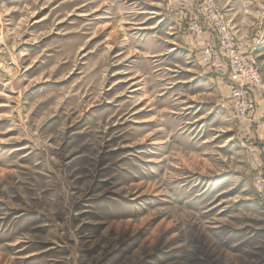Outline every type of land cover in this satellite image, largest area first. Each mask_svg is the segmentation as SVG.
I'll return each mask as SVG.
<instances>
[{
    "label": "rangeland",
    "instance_id": "1",
    "mask_svg": "<svg viewBox=\"0 0 264 264\" xmlns=\"http://www.w3.org/2000/svg\"><path fill=\"white\" fill-rule=\"evenodd\" d=\"M201 1L0 0V264H264V157L186 30ZM220 4L256 108L264 0Z\"/></svg>",
    "mask_w": 264,
    "mask_h": 264
},
{
    "label": "built area",
    "instance_id": "2",
    "mask_svg": "<svg viewBox=\"0 0 264 264\" xmlns=\"http://www.w3.org/2000/svg\"><path fill=\"white\" fill-rule=\"evenodd\" d=\"M179 1L182 5L186 3V0ZM205 28L212 38L202 41L200 46L201 66L208 74L226 81L228 107L238 121L247 119L249 122L255 110L254 94L262 86L257 61L251 51L239 48L236 34L226 21L220 0H202L198 12L191 14L186 24L187 32L195 39L205 32Z\"/></svg>",
    "mask_w": 264,
    "mask_h": 264
},
{
    "label": "crops",
    "instance_id": "3",
    "mask_svg": "<svg viewBox=\"0 0 264 264\" xmlns=\"http://www.w3.org/2000/svg\"><path fill=\"white\" fill-rule=\"evenodd\" d=\"M230 8H227L226 14L231 16L232 12H229ZM232 17V16H231ZM231 26L235 32L236 35V39L239 45V48L245 51H250L252 49L255 48L256 46V41H254L253 38H248V36L246 35V29L243 27L242 22H235L233 20V18L231 19ZM209 33L205 32L201 38V40H206L209 38ZM251 37V36H250ZM212 81V80H211ZM217 82H219V87H221V89L224 92H228L227 88L228 85L227 83H225V81H223L222 79H218ZM257 96V94H256ZM252 121L255 124L253 128H255V135L253 136V139L250 143L251 148H253L255 154L260 155V159H261V154L264 157V99H260V95L258 94L257 96V107L255 108V110L253 111L252 114ZM258 145V146H256ZM261 161V160H260Z\"/></svg>",
    "mask_w": 264,
    "mask_h": 264
}]
</instances>
